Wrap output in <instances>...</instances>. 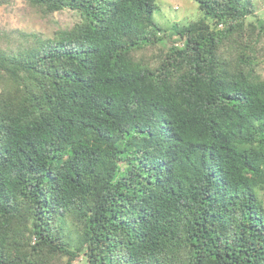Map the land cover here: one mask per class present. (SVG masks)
Wrapping results in <instances>:
<instances>
[{
	"label": "trees",
	"instance_id": "16d2710c",
	"mask_svg": "<svg viewBox=\"0 0 264 264\" xmlns=\"http://www.w3.org/2000/svg\"><path fill=\"white\" fill-rule=\"evenodd\" d=\"M24 1L76 20L1 36L0 264H264V0Z\"/></svg>",
	"mask_w": 264,
	"mask_h": 264
},
{
	"label": "rangeland",
	"instance_id": "374dc122",
	"mask_svg": "<svg viewBox=\"0 0 264 264\" xmlns=\"http://www.w3.org/2000/svg\"><path fill=\"white\" fill-rule=\"evenodd\" d=\"M158 9L154 14L155 20L164 27L174 23L188 25L198 21L202 16L198 3L193 0H158ZM260 5V4H259ZM76 18L72 13H56L46 18L29 6L24 0H11L8 4H1L0 0V46L4 45V37L8 33L19 36L17 31L37 33L45 38H52L59 28L69 29ZM259 26L264 25V5L257 9L255 17L250 18ZM264 79V68L259 70ZM75 264H87L82 257Z\"/></svg>",
	"mask_w": 264,
	"mask_h": 264
}]
</instances>
